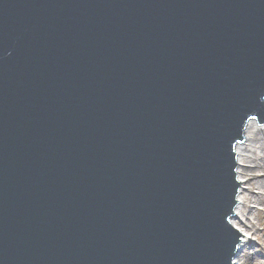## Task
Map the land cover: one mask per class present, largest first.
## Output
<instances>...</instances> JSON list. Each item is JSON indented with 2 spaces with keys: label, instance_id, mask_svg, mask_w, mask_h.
Wrapping results in <instances>:
<instances>
[{
  "label": "water",
  "instance_id": "obj_1",
  "mask_svg": "<svg viewBox=\"0 0 264 264\" xmlns=\"http://www.w3.org/2000/svg\"><path fill=\"white\" fill-rule=\"evenodd\" d=\"M252 119L264 0H0V264H233Z\"/></svg>",
  "mask_w": 264,
  "mask_h": 264
},
{
  "label": "bare ground",
  "instance_id": "obj_2",
  "mask_svg": "<svg viewBox=\"0 0 264 264\" xmlns=\"http://www.w3.org/2000/svg\"><path fill=\"white\" fill-rule=\"evenodd\" d=\"M245 136V140L236 147L238 163L236 172L240 187L235 214L231 222L245 236L242 237L236 258L241 256L235 264L243 263L250 243L248 236L252 229L257 230L258 223L252 218L256 209H253L251 205L264 201V178H259L255 172L256 169L264 167V126H260L255 119L250 120Z\"/></svg>",
  "mask_w": 264,
  "mask_h": 264
},
{
  "label": "rangeland",
  "instance_id": "obj_3",
  "mask_svg": "<svg viewBox=\"0 0 264 264\" xmlns=\"http://www.w3.org/2000/svg\"><path fill=\"white\" fill-rule=\"evenodd\" d=\"M260 126H264V123L263 124L260 123ZM255 172L256 174H258L259 178H264V167L256 169ZM251 207L253 209H256V213L252 216V218L254 219L256 223H258V225H257V230L252 229L251 234L248 236L250 239V243L247 246L248 247L246 249L247 255H246V258L243 260L242 264H264V201L255 203L251 205ZM240 236H241V241H242L243 235H240ZM240 246L241 245H239V248ZM239 253L241 254L242 251ZM240 256L233 260V264L238 262Z\"/></svg>",
  "mask_w": 264,
  "mask_h": 264
}]
</instances>
